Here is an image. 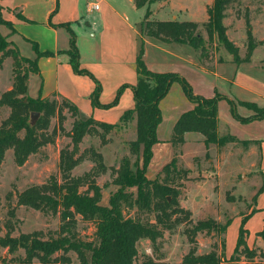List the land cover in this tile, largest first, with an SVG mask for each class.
I'll return each mask as SVG.
<instances>
[{"label": "trees", "instance_id": "obj_1", "mask_svg": "<svg viewBox=\"0 0 264 264\" xmlns=\"http://www.w3.org/2000/svg\"><path fill=\"white\" fill-rule=\"evenodd\" d=\"M153 0H134L137 7H142ZM233 0H212L206 8L207 20L197 21L177 19L159 21L150 20V10L146 9L141 23L143 35L153 37L161 42H178L190 45L198 53V61L202 67H207L212 61L209 49L212 46L213 36L221 43L232 56L235 63L251 60L253 50L260 41L254 39L247 18L245 19L247 46L244 57L239 54L237 46L225 34L222 20L226 17V10ZM0 24L11 27V23L1 18ZM202 26L207 32V43L200 30ZM69 47L67 50L57 51V54H66L68 63L75 74L86 75L94 82V88L89 95L92 107L110 108L114 106L120 93L125 87H130L134 105L121 114L114 123L96 120L90 115L81 112L78 107L67 98L57 100L38 95H28L27 80L30 75L38 74L37 59L41 56H53L52 51H39L34 46L36 56L28 58L21 56L16 46L0 33V66L7 57L11 59L12 84L9 89L0 95V106L9 109L8 115L0 122V166L7 150H12L14 162L22 165L27 158L37 153L41 147L54 142L56 130L47 132L51 117L58 114L62 129V110L66 108L72 116L71 129L68 132L70 146L60 149L58 157L59 177L51 175L42 184H33L15 194L5 195L7 202L5 232L0 234V264H69V251H73L80 264H134L138 255L137 243L148 239L151 243L162 236L163 231H171L181 223L188 222L184 234L189 243V250L183 256V264H264V249L250 247L247 244V231L241 227L238 231L232 254L224 256V240H221V250L218 253L214 248L207 253L197 254L196 236L200 232H224L231 219L219 223L212 218L200 219L191 223L190 211L178 204L179 190L171 185L174 177L186 174L172 157L163 165L161 172L154 178L147 177V169L152 158V147L159 142L157 127L162 121L159 107L160 100L167 94L173 82H179L192 107L182 112L172 126L169 142L172 145L183 144L184 134L196 132L202 135L205 146L215 145L223 147L227 143H240L244 148L255 145L260 162V146L256 140L238 139L234 135L224 132L218 134L217 102L222 98L219 94L204 97L192 92L187 81L173 72H156L147 68L140 46L135 59L136 82L133 85H122L112 101L101 104L98 100L101 86L96 78L85 68L80 67L79 54L75 45V35L71 30ZM213 50V49H212ZM210 53V54H209ZM230 111L236 119L242 122L264 119V108H258L252 103H243L251 107L254 114L241 117L235 112V104L228 100ZM40 114L37 121L31 122L30 114ZM132 128L133 138L126 144L133 158L123 156L116 168H111L112 183L116 190L108 197L107 203L101 202V190L95 182L99 173H104L106 166L103 156L93 148L79 152V144L86 135H98L102 142L112 131H121ZM94 162V168L81 176H73L71 171L80 164L85 157ZM257 162V165H258ZM163 173L162 178L160 177ZM261 186L254 195V204L257 196L264 191V173L260 172ZM85 187L84 190H81ZM19 206L29 207L45 214L59 215L60 226L56 236L44 238L40 231L20 232L13 236L16 209ZM136 207L147 215V219L140 221L125 217L123 208ZM254 207L250 214L256 211ZM248 214L249 216H251ZM76 215L83 220L94 224V238L81 239L75 232ZM244 215V221L249 216ZM153 217V221H150ZM264 239V226L256 233ZM7 255L4 256L2 250ZM22 251V254L20 253ZM243 258V260L241 259ZM140 264H161L152 256L145 255Z\"/></svg>", "mask_w": 264, "mask_h": 264}, {"label": "rangeland", "instance_id": "obj_2", "mask_svg": "<svg viewBox=\"0 0 264 264\" xmlns=\"http://www.w3.org/2000/svg\"><path fill=\"white\" fill-rule=\"evenodd\" d=\"M211 1L153 0L149 5L151 11L149 19L165 21L174 19V16L179 21L188 20L202 23L207 20L206 8ZM124 8L132 22H138L139 18L142 19L146 10L145 7L133 10H129V6H124ZM246 18L254 39L260 41L248 62L235 63L232 61L231 54L222 47L221 43L217 42L216 35L213 36L211 43L217 48L209 49L213 59L206 68L200 65L198 53L190 45L178 42H171L170 45L161 43V46H176L178 49L176 52L170 48L166 49L178 57L184 56L189 60L188 64L154 49L147 50L146 60L150 62L157 59L158 64L155 66L157 69L164 68L165 71L175 69L177 72L174 73L183 77L195 94L204 97H211L215 94L222 96L217 102L218 134L228 132L239 139L260 141L264 138V120L242 122L231 113L228 102L231 100L235 104V112L241 117L254 114L253 109L243 103H252L258 108H264V0H233L226 10V17L222 20L226 28L225 34L238 47L241 57H244L247 46ZM199 30L208 43L207 32L201 25ZM16 48L24 57L32 53L31 46H16ZM29 57L33 58V56ZM11 84V59L7 57L0 66V95L9 89ZM39 87V77L32 76L28 82V95L35 98ZM40 97L43 96L40 95ZM48 97L57 100L59 105V96ZM192 106L179 82H173L167 94L159 102L162 113V121L158 125L156 133L159 142L152 147V158L148 165L147 177L154 178L161 172L164 164L169 162L172 157H176L179 166L186 169L187 172L184 175H176L172 179L171 185L179 190L178 204L190 211L191 223L200 219L212 218L222 224L227 218L231 219L224 232L211 231L210 233L200 232L197 234V254L207 253L213 248L220 253L221 240L223 239L224 256L228 258L233 252L241 227L247 231L248 246L264 249V239L256 236V233L264 226V196H261L254 204V195L261 186L260 172L262 170L261 157L258 162L256 146L244 148L240 143L234 142L227 143L223 147L205 146L202 135L196 132L185 133L183 144L172 145L168 140L172 133L173 123L182 112ZM100 110L105 112L103 109ZM125 110L114 113L116 121ZM8 112L7 107L0 106V122L8 115ZM98 115L111 117V113ZM62 116V129L59 127L58 114L50 119L47 132L51 133L54 129L56 130L54 142L41 147L37 153L30 155L22 165H17L14 162L12 150L6 151L0 166V234L5 232L3 226L7 210L5 195L8 192L13 193L12 203L14 204L17 192L33 184H42L51 175L59 177V151L65 146H70L68 132L73 120L66 108H63ZM92 116L95 117L94 114ZM39 117V113L34 119L30 114L31 120L37 121ZM133 136L132 128L128 127L125 130L108 133L105 142H102L98 135H86L79 144V152L93 148L103 156L106 170L95 177V182L101 190L103 204L107 203L108 197L116 190V185L112 183L111 168H116L123 156L133 158L126 144ZM92 168H94V162L87 156L73 168L71 174L81 176ZM162 176L163 173L160 177L162 178ZM84 189L85 187L81 188V190ZM256 205L258 209L251 215L250 211ZM123 212L125 217L140 221L147 219V215L138 211L136 207H124ZM244 215L249 217L243 221L241 217ZM76 220L75 232L78 236L84 240H92L95 231L94 224L83 220L79 215H76ZM149 220L153 221V217H150ZM187 225L186 220L171 231H163L162 236L155 243H151L148 239L139 240L137 243L138 255L134 264H140L145 255L152 256L161 264H183L182 258L189 250V243L184 234V228ZM59 226L58 214H45L33 208L19 206L16 209L12 235H18L20 232L40 231L41 235L47 238L56 236ZM2 253L4 256H11L6 254L5 249L2 250ZM20 253L22 254L21 250ZM68 256L71 260L69 264H80L73 251H69ZM241 259L243 260L242 257ZM33 264L39 263L34 260Z\"/></svg>", "mask_w": 264, "mask_h": 264}, {"label": "crops", "instance_id": "obj_3", "mask_svg": "<svg viewBox=\"0 0 264 264\" xmlns=\"http://www.w3.org/2000/svg\"><path fill=\"white\" fill-rule=\"evenodd\" d=\"M151 3L142 7L147 9ZM94 4L98 7L94 8ZM124 6H129V10L140 8L135 5L134 0H0L1 18L11 23V27L0 24V33L15 46H31L32 53L29 56L33 58L36 56L33 44L39 51L54 52L53 56H41L37 59L39 72L29 76L27 86L31 77L37 76L40 79L38 93L40 91L43 97L55 93L70 100L84 114H94L96 118L92 117L96 120L114 123L116 111L133 107L132 91L130 87H125L119 95L117 105L103 109L105 112L100 110L102 108L92 107L89 95L94 82L86 75L75 74L66 54L56 53L68 49L69 30L75 35L80 67L87 69L100 83L98 100L101 104L112 101L122 85L135 84V59L140 46L143 48L142 59L152 71L177 72L175 69H157V59L148 62V49L162 51L189 63L184 56L178 57L166 49L176 52V46H161V43H172L143 35L141 23L145 13L138 22H132ZM173 18L175 19L174 16ZM29 56L26 57L32 58ZM97 113H111V117ZM262 120L264 119H256ZM249 140L259 142L261 172L264 173V138L260 141ZM261 196H264V191L257 196L256 203Z\"/></svg>", "mask_w": 264, "mask_h": 264}, {"label": "water", "instance_id": "obj_4", "mask_svg": "<svg viewBox=\"0 0 264 264\" xmlns=\"http://www.w3.org/2000/svg\"><path fill=\"white\" fill-rule=\"evenodd\" d=\"M31 116H32V118L34 119V118H36L37 113H36V112H32V113H31ZM31 122H34V120H31Z\"/></svg>", "mask_w": 264, "mask_h": 264}, {"label": "built area", "instance_id": "obj_5", "mask_svg": "<svg viewBox=\"0 0 264 264\" xmlns=\"http://www.w3.org/2000/svg\"><path fill=\"white\" fill-rule=\"evenodd\" d=\"M94 8H97L98 7V5L97 4H94V6H93Z\"/></svg>", "mask_w": 264, "mask_h": 264}]
</instances>
